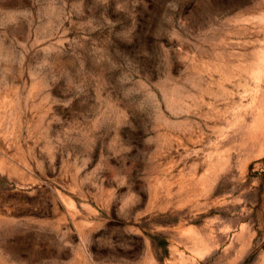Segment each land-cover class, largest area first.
<instances>
[{"label": "rangeland", "instance_id": "1", "mask_svg": "<svg viewBox=\"0 0 264 264\" xmlns=\"http://www.w3.org/2000/svg\"><path fill=\"white\" fill-rule=\"evenodd\" d=\"M0 264H264V0H0Z\"/></svg>", "mask_w": 264, "mask_h": 264}]
</instances>
